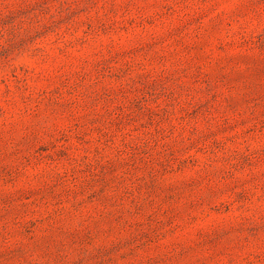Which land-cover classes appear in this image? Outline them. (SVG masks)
<instances>
[{
  "label": "rangeland",
  "instance_id": "1",
  "mask_svg": "<svg viewBox=\"0 0 264 264\" xmlns=\"http://www.w3.org/2000/svg\"><path fill=\"white\" fill-rule=\"evenodd\" d=\"M0 264H264V0H0Z\"/></svg>",
  "mask_w": 264,
  "mask_h": 264
}]
</instances>
